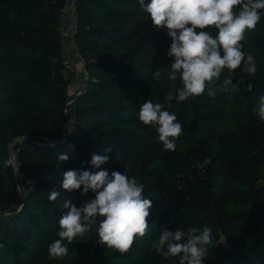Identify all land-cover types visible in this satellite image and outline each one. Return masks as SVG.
<instances>
[{"label": "trees", "instance_id": "trees-1", "mask_svg": "<svg viewBox=\"0 0 264 264\" xmlns=\"http://www.w3.org/2000/svg\"><path fill=\"white\" fill-rule=\"evenodd\" d=\"M65 5L0 0V264H178L151 241L162 227L192 226L213 230L204 264H264V121L253 111L264 95V16L242 42L257 63L255 76L237 70L238 90H225L222 77L203 95L177 103L181 84L167 79L171 39L166 29L152 26L139 0H77L75 38L88 76L68 105ZM156 70L163 72L159 81ZM147 99L164 104L182 124L175 151H165L155 126L139 121ZM17 138V162L34 179L25 201L14 165L4 166ZM62 154L67 161H58ZM93 154L109 160L93 168ZM205 158L211 164L197 167ZM67 170L135 177L153 202L147 235L121 254L99 245L93 231L67 245V256L50 258L47 246L58 238V221L67 212L63 202L79 207L95 195L64 190ZM53 189L60 193L54 202L48 199Z\"/></svg>", "mask_w": 264, "mask_h": 264}, {"label": "clouds", "instance_id": "clouds-1", "mask_svg": "<svg viewBox=\"0 0 264 264\" xmlns=\"http://www.w3.org/2000/svg\"><path fill=\"white\" fill-rule=\"evenodd\" d=\"M139 4L150 17L152 26L166 29L171 39L167 51L171 58L167 79L179 80L181 84L176 89L177 103L203 95L208 85L221 82L222 77L225 90H238L233 83L237 70L247 76H255L257 63L253 55L244 52L242 42L247 32L255 30L261 22L264 0H150L147 4L145 0H139ZM162 75V70L153 73L156 81ZM252 89L253 85L248 84L247 91ZM208 94L214 95L213 92ZM167 100V108H171V93ZM253 111L264 121V95L258 98ZM138 119L145 126H155L158 141L165 151L176 150V140L182 135L183 127L176 114L166 110L164 104L145 100L140 106ZM111 150L107 148L105 152ZM67 160V155L58 156V161ZM108 160L107 154H93L90 164L100 169ZM14 162V158H8L4 166H13ZM210 164L211 161L205 158L197 167ZM144 187L125 172L113 171L109 176L106 170L65 171L62 180L64 190L82 189L81 195L89 191L95 195L79 207L68 199L63 202L62 207L67 212L58 221V238L47 246L48 256L52 259L67 256V245L73 244L77 238H86L93 231L99 245L121 254L128 253L138 239L147 235L150 227L153 202L144 197ZM59 195L53 189L48 199L54 202ZM212 243L213 230L207 226H192L186 231L162 227L158 237L151 241V247L166 258L178 257V264H204Z\"/></svg>", "mask_w": 264, "mask_h": 264}, {"label": "built area", "instance_id": "built-area-1", "mask_svg": "<svg viewBox=\"0 0 264 264\" xmlns=\"http://www.w3.org/2000/svg\"><path fill=\"white\" fill-rule=\"evenodd\" d=\"M76 2L77 0H66V5L64 8V12H63V23H62V35H63V42L66 43L68 45V49H69V53L70 55H76V54H80L78 46H77V41L75 38V33H76V27H77V11H76ZM67 34V37L65 36ZM87 72V71H86ZM88 76V72L86 77ZM74 101V99H70L68 101V105L72 104ZM67 114L69 113V110L66 111ZM73 116V115H71ZM73 121V120H72ZM69 128H71L69 125L66 126V131L69 130ZM20 141V138L15 139L11 144H10V156L11 158H14V164H15V169L16 172L19 173V170H17L18 166H21L20 164H18L17 162V153L19 151V146H18V142ZM13 153V156H12ZM19 168V167H18ZM24 179H25V184L28 188H30L33 184H34V179L32 177V175L28 172H25L24 175ZM21 206V204H20Z\"/></svg>", "mask_w": 264, "mask_h": 264}, {"label": "rangeland", "instance_id": "rangeland-1", "mask_svg": "<svg viewBox=\"0 0 264 264\" xmlns=\"http://www.w3.org/2000/svg\"><path fill=\"white\" fill-rule=\"evenodd\" d=\"M65 36L67 37V34ZM65 43H66V40H65ZM66 49L68 51V54L66 55L67 56V59H70V60L73 59V58L77 59L78 63L76 64V66H77V68H80L79 70L81 71V74H83V79H82L81 85H83L85 87V80L87 78L86 77V75H87V72L86 71L87 70H86V67H85V65H86L85 64V61H84L83 57L81 56V54H79V53L76 54V55H70L67 43H66ZM70 62L71 61H68L67 62L69 69L66 71V74L71 79V86H73L74 89H77L78 86H79L78 85V82H76L77 77H76L75 72L73 70H71V67L70 66L72 65V63H70ZM79 87H80V90L79 89L76 90V94L77 95L80 92H83L82 87L81 86H79ZM69 92H70V90H69ZM69 113L71 114V111ZM21 140H22V138H21ZM9 149H10V147H9ZM14 167H15V164H14ZM18 167L16 165L17 170L18 169L22 170L23 174L25 175V172H26L25 169H23L21 166H18ZM18 175H19V182H20V187H19L20 194H22L21 196L23 197L24 194H25L24 188H23V184H22L23 182L21 180V177H20V174L19 173H18ZM18 207H20V206H18Z\"/></svg>", "mask_w": 264, "mask_h": 264}, {"label": "crops", "instance_id": "crops-1", "mask_svg": "<svg viewBox=\"0 0 264 264\" xmlns=\"http://www.w3.org/2000/svg\"><path fill=\"white\" fill-rule=\"evenodd\" d=\"M64 50H65V58H66V61L68 62V61H71L70 63H72V65L70 66L71 67V70H73L74 72H75V74H76V77H77V79H76V82H78V85L79 86H81V83H82V79H83V74H81V71L79 70L80 68H77V66H76V64L78 63V61H77V59H75V58H73V59H67V54L66 53H68V51H67V49H66V47L64 48ZM76 67V68H75ZM78 86V88L77 89H74L73 88V86H71L70 87V95H71V97L72 98H74L77 94H76V90H80V87Z\"/></svg>", "mask_w": 264, "mask_h": 264}, {"label": "water", "instance_id": "water-1", "mask_svg": "<svg viewBox=\"0 0 264 264\" xmlns=\"http://www.w3.org/2000/svg\"><path fill=\"white\" fill-rule=\"evenodd\" d=\"M81 87H82V90H83V89H84V86L81 85ZM81 93H82V92H80L78 95H76V96L74 97V100L77 99V97H78ZM68 125H69L70 127H72V121H71L70 118H69V120H68ZM26 139H28V138H26V137H22V140H26ZM12 156H13V153H12ZM19 174H20L21 180H22V182H23L22 184H23L24 192L26 193V196H25L24 199H23V201H25V199H26V197H27V193H28L29 188H28V187L26 186V184H25L24 174H23L22 170H19Z\"/></svg>", "mask_w": 264, "mask_h": 264}]
</instances>
